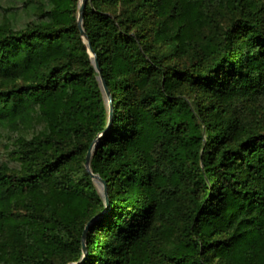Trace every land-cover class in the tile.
Listing matches in <instances>:
<instances>
[{"label": "trees", "instance_id": "1", "mask_svg": "<svg viewBox=\"0 0 264 264\" xmlns=\"http://www.w3.org/2000/svg\"><path fill=\"white\" fill-rule=\"evenodd\" d=\"M79 4L0 0V264H264V0H87L109 127Z\"/></svg>", "mask_w": 264, "mask_h": 264}, {"label": "water", "instance_id": "2", "mask_svg": "<svg viewBox=\"0 0 264 264\" xmlns=\"http://www.w3.org/2000/svg\"><path fill=\"white\" fill-rule=\"evenodd\" d=\"M87 0H80V4H79V7H78V15H77V26H78V29H79V32H80V35L81 37L83 38L84 42L86 43V46H87V50L88 52L90 53L91 57H92V62H93V65H94V68L96 70V72L98 73V79L100 81V85H101V89L104 93V98H105V101H106V104L108 106V127L111 123V116H112V100H111V97L109 95V92H108V89L106 87V84L100 74V69H99V66L96 62V59L94 57V51L92 50L91 46H90V43L84 33V30L82 28V12H83V9H84V6H85V3H86ZM100 137V136H99ZM99 137L97 139L94 140V142L92 143L90 149L87 151L86 155H85V161H84V167L86 169V171L89 173L90 177L95 180V181H98L101 186H102V189H103V192H104V204H105V207H108V198H107V193L105 191V183L102 182L98 176L92 174V172L90 171V165H89V162H90V157H91V152H92V147L94 146V143L99 139ZM88 226H89V223L86 225L84 231H83V234H82V239H81V245H82V253H83V257L86 255V248H85V242H84V236H85V232L86 230L88 229Z\"/></svg>", "mask_w": 264, "mask_h": 264}, {"label": "rangeland", "instance_id": "3", "mask_svg": "<svg viewBox=\"0 0 264 264\" xmlns=\"http://www.w3.org/2000/svg\"><path fill=\"white\" fill-rule=\"evenodd\" d=\"M79 2H80V0H79ZM4 144H5L4 141L0 142V162L9 163V161H8L6 155H5V151H4V147H3ZM93 181H94V184L96 185V188L98 189L99 193H101V191H102L101 185L99 184L98 181H95V180H93Z\"/></svg>", "mask_w": 264, "mask_h": 264}]
</instances>
